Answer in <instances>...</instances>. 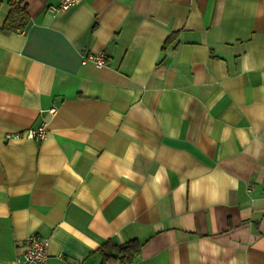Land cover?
<instances>
[{"label":"crops","instance_id":"obj_1","mask_svg":"<svg viewBox=\"0 0 264 264\" xmlns=\"http://www.w3.org/2000/svg\"><path fill=\"white\" fill-rule=\"evenodd\" d=\"M21 1L3 32L0 0V264L33 233L38 264H123L100 248L130 240L127 264H264V0Z\"/></svg>","mask_w":264,"mask_h":264},{"label":"built area","instance_id":"obj_2","mask_svg":"<svg viewBox=\"0 0 264 264\" xmlns=\"http://www.w3.org/2000/svg\"><path fill=\"white\" fill-rule=\"evenodd\" d=\"M77 0H60L58 5H50V11H65L71 8ZM88 59L92 60L97 66H102L106 63L104 56L99 54L88 55ZM50 113H55V109H49ZM46 129L42 127L29 128L25 132L28 138L44 139L46 136ZM49 257L48 247L45 239L38 234H30L26 237L23 244V253L16 258L14 264H38L44 263Z\"/></svg>","mask_w":264,"mask_h":264},{"label":"trees","instance_id":"obj_3","mask_svg":"<svg viewBox=\"0 0 264 264\" xmlns=\"http://www.w3.org/2000/svg\"><path fill=\"white\" fill-rule=\"evenodd\" d=\"M9 11L5 16L1 27L3 32H11L17 29H23L29 21L28 13L21 0H8ZM170 38V37H169ZM168 39V38H167ZM139 243L136 240H130L123 244L111 242L104 243L100 250L104 261L119 260L123 264L132 261L139 250Z\"/></svg>","mask_w":264,"mask_h":264}]
</instances>
